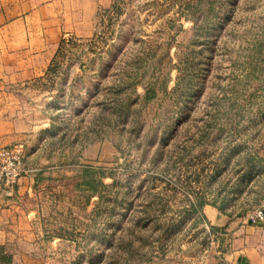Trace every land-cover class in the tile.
Returning a JSON list of instances; mask_svg holds the SVG:
<instances>
[{"label":"rangeland","instance_id":"1","mask_svg":"<svg viewBox=\"0 0 264 264\" xmlns=\"http://www.w3.org/2000/svg\"><path fill=\"white\" fill-rule=\"evenodd\" d=\"M88 2L50 72L7 89L31 125L39 259L231 264L202 210L264 202V0Z\"/></svg>","mask_w":264,"mask_h":264},{"label":"crops","instance_id":"2","mask_svg":"<svg viewBox=\"0 0 264 264\" xmlns=\"http://www.w3.org/2000/svg\"><path fill=\"white\" fill-rule=\"evenodd\" d=\"M77 1L0 0V88L4 90L0 91V147L30 137L31 125L14 113L21 91L7 89L43 79L60 49L62 35L80 32L77 20L91 27L93 12L81 19L83 10ZM87 1L95 8L110 0ZM26 167L14 189L7 190L0 183V264H47L38 257L45 238L35 210L40 194L38 173ZM202 212L212 229L228 238L225 252L231 264H264V221L253 225L229 219L211 204Z\"/></svg>","mask_w":264,"mask_h":264},{"label":"built area","instance_id":"3","mask_svg":"<svg viewBox=\"0 0 264 264\" xmlns=\"http://www.w3.org/2000/svg\"><path fill=\"white\" fill-rule=\"evenodd\" d=\"M27 171L23 144L16 143L0 147V183L5 189H14ZM243 221L253 225L262 223L264 221V202L247 213Z\"/></svg>","mask_w":264,"mask_h":264},{"label":"trees","instance_id":"4","mask_svg":"<svg viewBox=\"0 0 264 264\" xmlns=\"http://www.w3.org/2000/svg\"><path fill=\"white\" fill-rule=\"evenodd\" d=\"M203 204H204V203L201 202V201L198 202V206H203ZM204 206H205V205H204ZM196 207H197V205H196Z\"/></svg>","mask_w":264,"mask_h":264}]
</instances>
